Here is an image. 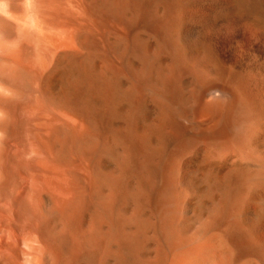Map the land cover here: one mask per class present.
<instances>
[{
    "label": "bare ground",
    "instance_id": "obj_1",
    "mask_svg": "<svg viewBox=\"0 0 264 264\" xmlns=\"http://www.w3.org/2000/svg\"><path fill=\"white\" fill-rule=\"evenodd\" d=\"M97 1H99V0H0V169L4 168V167L8 168L9 164H10V166H9V169H10V167H11L10 161H13L12 165H14L13 163L16 162L15 165H17V166L14 165L15 167L13 166L11 169H13V168L16 169V167H17L18 177L23 176L25 174L31 180H33L32 183H35V181H36L35 184L37 185V182H38L40 184V189L38 190V188H37V190H38V194L40 196H43L47 193H48V195L49 194L52 195V193H55L52 196H56V198L58 197L59 199H61V201L56 200V198L54 199L55 200V206H56V203L58 201H60V203L57 204L58 205L57 208H59V206H60L59 212H61L60 210H61L62 206H64L63 208H67L70 211L69 213H71V215H72L71 219H70V217H68V218L70 221L72 219L74 220V222H73L74 225H75V222H79V220L82 221V218H81L82 216L79 215L80 214L79 212H81V215H83L82 214L83 211H81L82 208L84 210L87 208V210H89V211H90V209H92L93 213L95 212L97 214L98 218L101 219L102 221H104L106 218L107 219L109 218L107 220V222L110 225H112V222L110 221L112 219H110V218H112L114 215L112 216L113 210L111 208H109V203H110L112 198H113V200L115 199L114 197L116 195L114 196L113 194H114V189L116 188L115 186L118 185V181H116V180L120 176L121 172H123V170L124 171L126 170V172H127V170L130 169L131 173H134L135 175H136V173H135V171H136L138 174L136 176L139 177V180L142 179L139 182L143 181L142 184H140L141 187L143 186V189L139 185H137L138 187H140L142 189V190L141 189H139V190L140 191L144 190L141 193L148 192V187H150L148 184L154 176L152 177V175H150L152 172H150L151 170H149L147 158L146 157H145L146 159L141 158L142 155L139 158H137L136 156L138 154V150H140V149H137L135 146L130 147L129 146L130 143H128V142H127L128 143L127 145L124 144L125 142L123 144H121L120 141L122 139L116 133H113L111 135L110 139L108 137L110 135V132H109L110 129L107 130V128H108L107 125L109 123L105 119V115H107V113L105 111L106 109L104 108L105 110H102V107H105L107 105L106 104L107 101H109L106 99V95L109 96L114 91H112L110 93V91L108 90L109 94L107 93L106 85H105L106 83L104 84V82H106V81H105V78L103 77L105 73H103V76H102L104 78V80L100 78V76H101V74H100L99 79H98L99 82L98 81L96 82L97 78L94 77V75L96 76L98 73L95 74V72H93L91 74V70H92L91 63L93 66V61H95L96 59H102L104 63L102 62V60H101V63L103 65L105 63H107V61H108L109 64H111V69H113L112 70L113 74H111V75L115 76L113 78H116V76L118 77L115 79V81L117 82V80L120 79V81H118V82L121 84L122 79H124L126 84H127L125 90L122 89L121 85H120V87L117 86L118 83H116V85H115V86H117L116 87L117 89H118V87L121 89V90L115 89L116 91H119V90L121 91L120 92V94L122 96L121 100L125 98V99H127V101L129 100L134 105L137 101L141 102L145 98V97L144 98L142 97L143 98L142 100L139 99L141 93L144 94L145 90H148V89H151V91H152V89L154 88L153 94L151 93L152 95L151 94H149V95H151V97H153L156 100L157 105L158 104L161 105V106L160 105H158V106H160V108H162L161 111H163V112H161V113H164L163 117H165V123L167 126V134L170 137H172L173 140L175 141L172 148H171V146L168 147L169 149L166 151V153L164 155V159L162 160V164H161V171L164 172L163 174L166 175V178H165L166 182L164 184L162 183V189L159 190V188H158L159 191L156 192L158 195H160V197L161 196L162 197L164 196L166 198L167 197H169V198L173 197L174 199H176L175 208L174 209L172 208L171 210H175L176 206L178 207V205H179L178 203L181 204V202L184 201L183 204H185V200L189 201L190 199H199L200 197L202 198V196H203V194L195 193L192 190L193 186L189 187L186 184L185 181H186L187 175H185L184 172L187 169L183 170L184 162L182 164V162L180 161L182 159V157L185 156L187 158L188 155H191L192 151L196 152L198 149V150H203L204 151L203 153L206 154V157L208 155H211V154H217V157L215 155V158L218 159V155H220V153H222L221 157L224 155L223 153H226L229 155V157H227V158L230 159V157H234V160H236V166L237 167L235 166L233 168L234 165L232 166L231 164H233L232 162L234 160L232 162L230 161L231 163L229 162V164L232 167H231V169L229 167H228L229 169L227 168L228 171L225 172V175L223 177L225 183L227 184L226 187H228V188H226V190L228 189L229 193L232 194V195L230 194V197H232L233 200L232 201L229 200V203L232 202L233 210L238 212V213H240L239 208L242 209L241 204H244V202H247V201L255 203L254 205H256L255 208L257 207V209H254L256 211L253 210V213L257 212V210H258L257 214H253L251 211V214L248 218L249 224L246 223L247 221L245 222V224L243 221H242L243 223H241V220L239 221V217L237 218L238 214H237V216H234L233 218L235 219V217H236L238 219L237 223L240 222V224L236 223V225H235V222L232 223L233 221H236L234 219L232 221L229 220L228 222L223 221L224 223L221 222L222 225L220 226V229H219L221 234L219 232L218 233L220 234V236L222 235L221 238L223 237L222 242L225 243L226 248H229L228 251L235 252V255H236L235 257H237V255H238L237 259L239 262L240 261L239 257H241V254H246L248 251H249V253L251 251H254L253 245L250 244V241L248 242L247 241L248 239L246 241L244 240V238L246 239V237H247L245 235H248L249 233H253L254 230L255 231L256 230L264 231V230H262V226L260 225L261 219L264 218V176H263L264 175V169H263L264 168V166H263L264 165V161H263L264 157L261 156V157H263L262 158L263 160H261L260 157H259L260 160L257 158L254 159V157H252V158L249 157L250 155L252 156V153L255 154L253 151L255 150L254 148L256 147L255 146L253 148L251 146L253 143H251V145H250V143H249L250 137L249 136L255 130L256 124H258V122H261V121L264 122V82L262 81L264 79V65L260 64L261 61H262L261 63H264V38H262L260 36L261 35L260 32H261L262 28L259 26L260 29H258L257 28L258 26L256 27L254 25V23L252 24L249 22L252 20L251 19L252 15H253V17H252L253 19L256 18L254 16H259L260 18H264V0H240V3L238 5L240 7H241V5H243V7L246 9V13L248 15V16L247 15L246 16L248 18H246V16H244V15L238 14V11H239V10H237L238 5L236 4L237 5V8H236V6H234L232 4L231 0H195V1L193 0V2H191V3H194L193 4L194 6L191 7L190 9L196 8L197 10L193 9L192 12L190 11L192 14L188 15V17L185 18V19H188V22H186V24L183 22L184 18H182V17H184V16L180 14V12H179L180 9L178 10V8L175 7L176 5L172 2L173 0H161V2L164 1L166 3V4L161 3L162 5L166 6V10H165L166 15H163V17H165L163 19H165V20H164V22H162L164 24H162L161 27L158 26L159 28L157 30V34H155L153 36V40H152L153 44H155V45H153V50H151L150 54L148 53V55H147L148 57H144L145 59L146 58L147 59L144 60V62H142L143 64H141V66L137 65V69L135 68L136 65L130 66L127 62H124L122 56H120L116 53H111L110 49H109L110 43H109V45L102 43V41H106L105 43L108 42L107 40H104V39L106 38L105 36L108 35L109 27H110V25H109V19L110 18L108 17V14H109L108 8L109 7L107 8V0H101V1H99V3ZM111 1H113V0H111ZM120 1H121L120 2L121 4L119 3V5L123 6L125 4V0H120ZM140 1H142V0H140ZM187 1L188 0H186V2ZM108 2H109V0H108ZM114 2H115V0L113 1L112 4L116 5L117 2H115V3ZM126 2H127V0H126ZM157 2H158V0H157ZM159 2L157 3L158 6L160 5ZM96 3L99 5H100V3H102V6L97 7ZM142 3L144 4L145 0ZM153 3L149 6L153 7ZM108 4H110V3H108ZM188 4H190V3L188 2ZM180 5H183V3L181 2ZM184 5H183V7H184L183 11L186 8V6H184ZM177 6H179V5L177 4ZM160 7H161V5H160ZM162 7H164V6H162ZM188 7H190V5H188ZM183 11H181V12H183ZM185 11H187V10L185 9ZM240 11H241V9H240ZM107 12H108V14H107ZM249 15H250V19H249ZM93 16H94V18H93ZM92 18L95 19L98 27L96 25H94V23L92 22V20H93ZM260 18H258V19H260ZM247 19H249L250 21H247ZM153 20H155V19H153ZM256 20H257V18H256ZM254 22L257 23L256 21H254ZM183 24H185V25H183ZM262 24H264V23H262ZM117 28L119 29L120 27H117ZM113 29H114V27H113ZM263 29H264V27H263ZM259 30H260V32H259ZM118 33L120 35V38L123 41H125V42L128 41V39L126 38L127 36H126V33L124 30H121ZM117 37H119V36H117ZM128 38H130V37H128ZM126 39H127V41H126ZM128 42H132V41L129 40ZM210 42H212V44L214 43L216 46L215 47H213L214 45L211 46L212 44L210 45ZM198 43H200L202 45L206 43V44H209L210 48L214 49V48L218 47L219 49L217 48V50L225 51L226 56L228 55V57H230V58H228L229 60L228 61L226 60L227 62H224L225 60L221 59V61L218 60L215 62L220 61L222 65L224 63H226V66L223 65L224 66L223 68L221 66L220 67L221 69H219V67L217 69L216 67L218 65L216 66L214 64H211L212 63V62L210 63L211 60L210 61L208 60L209 63H207L204 60V59L207 60L206 56L204 59H202V58H200L201 54H198V56H196L195 55L196 53L193 54L192 52H190V53L187 52V47H192L195 44H197L196 46H198L199 45ZM207 46L208 45L205 46L206 49H207ZM184 47L186 48L185 53L183 51ZM238 48L239 49L242 48L244 50L239 51ZM194 49H195V46H194ZM206 49H204V52L206 51ZM143 50L144 49H142L141 51H143ZM208 50H210V49H208ZM141 51L139 54H137V57H138V55L140 57L141 56L140 54H143V52L145 50L143 52H141ZM210 52H211V50H210ZM145 53H147V52H145ZM205 53H207V56L210 55V54L208 55L209 52H207V51ZM211 53L213 55V51ZM214 53H216V52H214ZM225 53H223V55ZM162 54H165V57L167 55L166 58L168 60L166 62L164 61L165 64L160 65L159 59H161V58H158V57H160ZM217 54H218V56L220 55L218 53V51H217ZM94 55L98 56V58L96 57V59L94 58L95 60L92 61V58L95 57ZM212 55H210V56H212ZM142 56H146V54H144ZM99 57H101V58H99ZM135 58H136V56H135ZM209 58L212 59V57H209ZM215 58L216 57H214V59ZM217 58H219V57H217ZM139 59L140 58H138L136 60H139ZM222 60H224V61H222ZM138 63H140V61H138ZM231 65H233V67H231ZM65 66L69 67V69L72 70V71L70 70L72 72L71 74H73L74 76H76L78 78V81H77V87L78 88L75 87V89L76 88L79 89L80 93L85 92L88 95H92V96H94V95L100 96L101 95L102 101H100V102H102L105 106H101V108H98L96 106V109L97 108L98 109L95 111L94 114L90 115V114H87L86 112H83V110H86V108L88 107L87 104L89 102L86 101L89 99V98L87 99L88 95L87 96H84L85 94L83 95L86 98V99L85 98H83V99H85L84 102L85 101L87 102L86 103L87 107L85 104H82L83 100H78V101H81L80 103H81V105H83L82 106L83 110H80L79 108H81V107H78L77 105H75L76 99L73 98V96L71 97V95H69L70 97H68V95H66L67 97H64V95L63 96H56L53 93H52L53 96L49 95L50 94V92L48 93V89H49L48 88V81H49V79L51 78V76L54 73H56L57 71H59L61 68L65 67ZM109 67H110V65H109ZM103 68H106V67H103ZM104 70L108 72V69H104ZM68 72H69V70H68ZM151 73L155 74L156 78L157 77L159 78V79H156L154 77L155 80H160L159 85H157V86L156 85H153V86L150 85L151 83H153V80L151 83L149 82L150 84L148 83V85H147V81H149L147 79ZM59 76H61V75H59ZM91 77L95 78L94 84L91 80L93 78H91ZM96 77H98V76H96ZM111 77L109 76L110 79H111ZM110 79H109V81H110ZM112 79H111V81H112ZM251 79H253V81L255 80L256 83L258 84V85H256L253 83L254 85H256L255 87H258L259 93L255 92V90H253L254 93H250V92H252L251 90L253 88L252 89L250 88V90H247L250 92H246V90H245L246 86L245 85L247 83L249 84ZM107 82H108V80H107ZM145 82H146V85H145ZM110 83L111 82H108V84H110ZM156 83L158 84L157 81H156ZM156 83H154V84H156ZM68 84H70V83H68ZM63 85H65V83H63ZM52 86H53V84H52ZM112 86H114V85H112ZM149 86L150 87L152 86L153 88H150ZM68 87H70V86H68ZM114 87L111 88V90L114 89ZM255 87H254V89H257ZM71 88L72 87H70V90H72ZM124 91H125V93H124ZM75 92H76V90H75ZM93 92L95 93L94 95L90 94ZM61 93L62 92H60V94ZM63 93H65V92H63ZM69 93H70V91H69ZM77 93L78 92H76V94ZM72 94H74V92ZM113 94L115 95V94H117V92L112 93V95ZM77 95H80V94H77ZM83 96H81V97H83ZM92 96H90V97H92ZM117 96H120V95H117ZM81 97L79 99H81ZM110 97L113 98V96H110ZM76 98H78V96H76ZM96 98L98 99V97H96ZM115 98H117V97H115ZM117 100H120V99L117 98ZM88 101H91V100H88ZM112 101H111V105H112ZM114 102H116V100ZM122 102H117V103H122ZM184 102L186 103V106H188V107L183 106ZM187 103H188V105H187ZM108 104H109L108 106L110 107L111 106L110 102H108ZM20 105L21 106L26 105V106H24L25 108H29V106H27V105H30V107L31 106L34 107L35 105L37 106V108L39 107V110L37 112L35 109L30 108L35 112H30V113L26 114L28 121L34 120V122H36L35 123L36 126L39 127L38 128L39 133L37 130H36L37 131L36 133L33 132V126H34L33 122L31 124L29 123L30 126L33 125L32 128H29V129H32L31 132L29 130V132H28L29 135H27V133L23 132V130H22L23 124H21V128L18 125L16 126L15 123H17V122L15 121V117L17 115H15V114H17V109L19 108ZM94 105H95V103H94ZM115 105H116V103H114L112 105V107L114 108ZM138 105L139 104H137L136 108H138ZM98 106H100V105H98ZM90 107H88V108L90 109ZM109 107H106V108H109ZM160 108H159V111H160ZM129 109H130V107H129ZM21 110H23V109H21ZM21 110H18V111H21ZM6 113L11 114L10 116H12V118L14 116V118H13L14 121L11 119V117L9 118V116ZM103 113H106V114L103 115ZM18 114H19V112H18ZM21 114H23V113H21ZM10 119H11V124H9ZM17 119L19 120L20 118L18 117ZM49 121L54 122L55 125H54V123H50ZM18 122L20 123L21 121H18ZM27 122H26V125L28 124ZM46 122L47 123L49 122L48 124H51V126L50 127L47 126ZM13 123H14V125H13ZM254 123H255V126H254ZM161 124L164 126V122L161 121L159 126ZM259 125H260V123H259ZM252 126H254V128ZM28 127H29V125H28ZM252 129H254V130L252 131ZM107 131L109 132L108 136H107V133H108ZM62 134L65 135V137H64L65 139L63 138L64 140H62L61 142H63V141H65V142L59 144L58 143L59 138H58L55 140V141H57L56 143H58V145L57 144L55 145L54 144L55 142H53V144L51 143L53 140V139L50 140L51 135H55L54 137L52 136V138H55V137L57 138L58 136H56V135L60 136ZM27 136L30 137L31 140L33 139L31 141V144H34L32 142H35L36 145H34V147H36V148L33 147L35 149V151L33 149L30 152L32 154L26 155L28 157L27 158L28 160H25L26 156H24L25 153L23 152L22 147H24L23 142L26 140ZM254 137L255 136H253L252 139H254ZM262 140L264 141V138ZM119 143L121 144V146ZM255 143H257V142H255ZM11 144L15 145L16 147L19 148L18 152L15 151L18 154V155L16 154L17 155V157L15 156L16 158L15 157L11 158L13 156V154L15 155V152H13L12 156L10 155V153H12V152H10V151H12V149H10V147H13V146H11ZM116 144H117V146H116ZM263 144H264V142L261 143V145H263ZM112 146H113V148H116L113 154H111L113 152ZM13 150H15V149H13ZM258 150L256 148L257 152L256 151L255 152L258 153ZM260 153H261V151L259 150L258 155ZM194 154H196V153H194ZM194 154H193V156H194ZM190 157H192V156H188L189 159H190ZM255 157H258V156H255ZM29 158H31V159L29 160ZM108 158H110V160ZM211 158H209V159L212 160ZM206 159H208V158H206ZM213 159H214V157H213ZM221 159H223V158H221ZM185 162H187V161H185ZM225 162H228V161H225ZM218 163L219 162L217 161L216 164H218ZM187 164H191V163L187 162ZM187 164H184V165L186 166ZM216 164H214V166ZM220 164H221V166H223L222 163H219L218 166H220ZM217 168H219V167H217ZM6 170L3 169V171H6ZM1 172H2V170H1ZM1 172H0V177H1ZM9 172L11 173V170H9ZM212 172H214V171H212ZM3 173H5V172H2V175H4ZM127 173H130V172H127ZM127 173H125V174H127ZM5 174H7V172ZM21 174H23V175H21ZM134 174L133 175L131 174V175L133 176V178H136V180H137V177H134ZM212 174H210V175H212ZM9 175H11V174H9ZM12 175H14L13 177L16 176L15 174H12ZM145 175H147V176H145ZM158 176H160V175L158 174ZM205 176H207V173L205 174ZM13 177H12V179H13ZM120 177H123V176H120ZM207 177L203 179V180L207 181V184H205V183L204 184L206 186H209L210 189L211 188L213 189V192H212V189H211L212 193L210 192V194H213L214 189H216L217 187L216 188L211 187V186H214L213 185L214 183L212 184V180H211L212 185L210 186V184H209L210 181L208 183ZM2 178L4 179L3 176H2ZM154 178H156V177H154ZM161 178H162L161 180H163V177H161ZM12 179L10 178V176H7L5 183L3 182L4 180L2 181L3 183L2 182L0 183V208L2 206H4V203H6L5 204L6 208L2 207L1 209H3V208L9 209V207H11L13 216L18 222V218H20V219L23 218L22 216L25 212V211L23 212V209L28 208L29 210L31 209L30 211H32V212H30V214L26 213L27 215L25 214V217H27V216L29 217V215L33 216L34 215L33 211H38V209H37V208H39L38 206L39 205L41 206V204L43 202H42V200H39V204H37L38 205L37 207L35 205L36 204L35 202L38 199H35V202L32 201L33 204H31V201H30L31 198H29V200H25V198H26L25 197L24 202H21L23 200V199L21 200V198H23V196H25L23 194L20 195L21 201L15 202L13 200V199H15V197L12 198V200H13L12 201L9 198V194H10L9 192L11 190L9 191L8 188H10L9 185H12V184L15 185L16 181L14 182V180H13L12 184L7 183ZM18 180H20V179H17V181ZM219 180H217V182ZM114 181H116L115 185H113ZM121 181H119V182L121 183ZM206 181H203V182H206ZM23 182H25V181H23ZM189 182H188V184H191ZM214 182H215V180H214ZM217 182H215V183H217ZM135 183H136V181H135ZM18 184H19V182H18ZM137 184H138V181H137ZM165 184H167V186H164ZM6 185H8V188L6 187ZM147 185H148V187H147ZM168 185H169V188H168ZM13 187L15 188V186H13ZM17 187H19V185ZM151 187H150V189H152ZM209 187H207V188H209ZM14 188H10V189H14ZM119 188H117V189H119ZM134 188H135V186H134ZM210 189H208V190H210ZM37 190H36V192H37ZM208 190L205 191V194H204L205 196H203L204 199H205V197H206V199L208 198V196H207L208 194L206 195V193H209V192H207ZM119 191H120V189H119ZM154 191H156V190H153V192ZM36 192H34V194ZM197 192H199V190ZM225 192H224V194H225ZM12 193H13V190H12ZM132 193L135 194V191H133ZM115 194H116V189H115ZM138 194L140 195V193H138ZM145 194H147V193H145ZM121 195H122V192L120 193V196ZM132 195L129 194V197L130 196L132 197ZM200 195H202V196H200ZM52 196H50L48 199L52 200V198H53ZM134 196H136V194ZM143 196H145V195H143ZM157 196H155V197H157ZM125 197H128V195ZM37 198H39V197H37ZM169 198L166 200H169ZM220 198H221V196H220ZM220 198H219V201H220ZM44 199L45 198L43 197V200ZM83 199H85L84 201H85L86 205L89 204V208L87 206H84L85 203H83ZM51 200H49V202ZM113 200L111 201L112 203H113ZM25 201H28V202L30 201V204L25 202ZM221 202H223V201H221ZM7 203H9L11 206L8 207ZM26 203L28 204V206L30 205L29 206L30 208L26 206ZM52 203H54V202H51V206H52ZM158 203H160V205ZM158 203H157L158 206L156 207L158 217H156V220H154L155 218L151 219V220H154L156 226L158 227V230L160 231V234L161 233L171 234L173 232V234H172L173 239L171 238L172 239L171 243H172L175 240L174 239L176 237L175 234H177L176 230H175V229H177L176 226L178 225V227H179V224H177L178 222H175L176 224L174 222L171 223L172 219L170 220L171 217H169V215H168L169 208L167 209L166 206L164 207L163 201H162V203H163L162 205H161V202H158ZM186 203H188V202H186ZM189 203H190V201H189ZM216 203L218 204V202H216ZM252 203H250V204L248 203V204L253 205ZM59 204H61V205H59ZM183 204L180 206L185 207V205H186V207H188V205H190V204H185V205H183ZM217 204H214V206L216 205L215 208H214V206L212 207V210H211L212 215L215 213L214 211H218V210H216L217 206H218ZM22 205H25L26 208ZM31 205H34V206H31ZM44 205H42V207ZM47 205H48V202H47ZM47 205H46V208H48L50 206V203H49V206H47ZM112 205H111V207L114 206V205L113 206ZM249 205H247V206H249ZM53 206H54V204H53ZM83 206L86 208H84ZM238 206H239V208H238ZM34 207L36 208L35 210H34ZM44 207H43V211H41L43 213V215H45L44 212L46 211V209L44 210ZM52 207L49 209V211L50 210L53 211ZM181 207H178V209L180 211L178 209H176V210L181 212V209L183 210V208H184V207L183 208H181ZM227 207H228V205H227ZM53 208H55V207H53ZM57 208H55L54 210H56ZM236 208L239 210L237 211ZM231 209H232V207H231ZM39 210H41V209L39 208ZM244 210L246 211V208ZM250 210H252L251 206H250ZM62 211H63L62 213H58V214H64L66 212V210H64V209H62ZM117 211L118 210H116V212ZM243 211H242V213H243ZM116 212L114 210L115 214H116ZM133 212H135V211H133ZM133 212H131V213L128 212L129 216L130 215L132 216L134 214ZM35 213L37 214V212H35ZM47 213H49V212H47ZM69 213H68V216H70ZM87 213H88V211H87ZM93 213L91 214L92 216L94 215ZM117 213L122 214V212H120V211ZM242 213L239 214V216L242 215ZM38 214H40L39 211H38ZM150 214L151 213H149V215ZM182 214H183V212L176 214V215L181 216ZM78 215L81 219H79V218L77 219ZM84 215H86V214H84ZM127 215H125V218H122L123 221L126 220L125 221L126 223L129 221V220H127V219H129V216H127ZM149 215H148V217H149ZM212 215H211V217H212ZM118 216H120V214ZM227 216H229V215H227ZM38 217H41V215ZM243 217H241V218H243ZM29 218L30 219H27V222L25 221L26 225L29 221H32L34 219L33 217H29ZM53 218H55V217H52V220H53ZM115 218H117V217H115ZM115 218L112 221H114ZM120 218L121 217H119L118 219H120ZM49 219H51V218L50 217H48L47 219L44 218L45 221L40 219V221H42V223L44 221L45 224L43 223L44 225H42V226H44L45 229L46 228L48 229V227H46L45 225L47 224L46 222L49 221ZM56 219H54V220H56ZM62 219H60V220L62 221V223L65 222V224L67 225V228H68V225L70 223V222L68 223L69 220L66 222V221H64L65 220L64 218H62ZM76 219L78 221H75ZM94 219L96 220L95 217H94ZM118 219L114 222H115V224L118 223L119 226L121 227L122 224H120V222H122V221L118 222ZM146 219H149V218H145L144 220L146 221ZM24 220H25V218H24ZM60 220L58 222H60ZM139 220L140 219H138V221L137 220L136 221L139 222L138 224L140 227V225H141L140 223L145 222V221H142L143 220L142 219V220H140L142 222H140ZM40 221L37 223L38 226H36V228H38V233H36V238L33 237V235H32V237L35 238V240L38 239L37 241H39L40 245L37 246L39 244V243H37L36 248H34V249L38 250V249H40V246L42 245L45 248L42 252V255L44 254V252L46 253V255H47V253L52 252V253H50L52 255L54 252L53 250H55V248H57V249H58V247H59V249L61 248L59 246V244H61V246H63V248H64L65 244L62 245L61 240L60 241L56 240L57 238L54 237L55 235L50 234V232H51L50 227H49V230L46 229L50 235L47 233L46 230L45 231L49 235V237L51 236V239L47 238L48 236L44 232V228H43V230H39V229H41L39 227H42L41 225L39 226V224H42V223H40ZM33 222H35V221H33ZM125 222H123V223L126 224ZM137 222H136V226H137ZM148 222L150 223V220ZM151 222H153V221H151ZM229 222H231L232 224ZM93 223H95V222L93 221ZM145 223H143L142 225L145 226L144 228L146 229V227H148L151 223L150 224L147 223V226L144 225ZM262 223H263V221H262ZM76 224L78 225L79 223H76ZM96 224H98V223H96ZM99 224L101 225V224H103V222H100ZM109 224L105 223L103 226H106ZM115 224H114V227H116ZM155 224L152 223L151 225H155ZM214 224H216V223H214ZM229 224H231V225H229ZM241 224H242V226H240ZM243 224L249 225V229L247 228L249 230V232H246V231H248L246 229V227L242 228L243 230L240 229L241 227H243ZM33 225H30L28 223V226H33ZM74 225L72 224L73 228L75 227ZM77 225H76V231H75V229H73L75 231V233L80 234L82 232V234H84L83 231H80L81 229L79 228V226L81 224L78 226V228H77ZM151 225H150V227H151ZM171 225H173L174 227H172ZM237 225L240 226V228H238ZM48 226H50V225H48ZM96 226H95V228H97ZM103 226L100 229L99 228L95 229V232H96V230L99 229V231H98L99 234H102L100 232V230L101 229L103 230V228H104ZM128 226H130V225L128 224ZM143 226L141 228H143ZM106 227H107V230H109V227L108 226H106ZM122 227H124V226H122ZM26 228L28 230H30L31 232H32V230H35V227L32 229V227L30 228V227L26 226ZM64 228L66 230L65 234H70L73 231V230H71L70 233H68L67 230L68 229L70 230V227L67 229L66 226L64 225ZM116 228H118V227H116ZM116 228H115V232L117 233L118 230ZM136 228L138 229V227H136ZM151 228H150V230H151ZM78 229H79V231L77 232ZM124 229L121 228L119 230H121V231L123 230L124 233H123V231H122V233L126 235L125 232H127L129 228L128 229L126 228L127 231H125ZM137 229H135V230L137 231ZM173 229H174V231H173ZM245 229H246V231H245ZM111 230H113V229H111ZM130 230H131L130 232H132L133 228H130ZM141 230H143V229H141ZM141 230L138 229L139 233L143 234L144 231L141 232ZM39 231L43 235L40 234ZM90 231H91V229L89 230V232ZM113 231H111L110 233L113 234L112 233ZM121 231H120V233H121ZM138 231H137V233H138ZM243 231L246 232V234H244L245 237L241 236L242 233H244ZM35 232H36V230L34 231V234H35ZM103 232H105L104 234H108V232L106 233L105 229L103 230ZM153 232L155 233V231H153ZM185 232H186L185 233L186 240L188 243L193 242L198 238H203L201 235H204V233L203 234H200V233L199 234H197V233L187 234L188 232L187 231H185ZM215 232H217V231H215ZM63 233H64V230H63ZM73 233H71V234H73ZM139 233H138V235L136 233H134V235H136V239L140 235ZM60 234H61V232H60ZM85 234H88V233L86 232ZM91 234H94V233H91ZM123 234H122V236H123ZM210 234L208 235L210 237L207 236V238L206 237L203 238L202 243L203 244L205 243V246H207V245H206V241H204V240L208 241V239L212 238ZM258 234L261 237L263 235L262 238L260 237L261 240L263 239L262 244H261V245H263V248H262V250H263L264 249V232L262 234H260V232H259ZM44 235H45V237H43ZM52 235H53L54 239H53ZM128 235L131 236L130 234H128ZM128 235L123 236V237L124 238L126 237L125 239L128 240L127 239ZM214 235H216V233ZM255 235L257 236V234H255ZM140 236H139V238H141ZM220 236H218L219 239H216V241L220 240ZM106 237H107V235H106ZM132 237L131 238L129 237L130 238L129 240L133 241V238H135V237H133V238ZM46 238H47V240H45ZM101 238L102 237L100 236V239ZM251 238H252V236H251ZM178 239H179V237L177 238V240ZM255 239H257V237L255 238V236H254L253 240H255ZM35 240L33 241V243L32 242L29 243V245L32 244L31 246H35L34 242H37ZM49 240H51V241L56 240V242L58 241L61 243H59L57 245V243L54 241L55 245L51 246V243ZM66 240L70 241V239H68V237ZM139 240H135V243L138 244L140 242ZM249 240H251V239L249 238ZM62 241L64 242V239H62ZM71 241L70 242H71V246H72L73 240L71 239ZM179 241L180 240H178L177 243H181V242L182 243H181V245L177 244V248H178V246L180 247L183 244H186V243H183L184 239L183 240L181 239V242H179ZM70 242H69V245L67 242V245H68L67 247L70 246ZM213 242H215V239H214V241L212 240V244L214 245ZM220 242H221V240L219 241V243ZM253 242L251 241V243H253ZM200 243L201 242H199V245H200ZM25 244H27V243H25ZM23 245H24V243H23ZM56 245H57V247H56ZM174 245H176V244H174ZM199 245H196V247L198 248ZM215 245L217 246V244H215ZM215 245H214V247H215ZM218 245H219V248L225 247V246H220V244H218ZM71 246L69 247V250L72 249L71 252H74L75 250ZM190 246H191V244H190ZM208 246L210 247L211 245H208ZM26 247H25V249H27L26 250V253H28L27 255L30 254L31 256L28 258V260L25 257V259H26L25 263H26V261H28L29 262L28 264H32V263L34 264L36 261L38 264H40L38 262L39 260L37 258H42V257H40V256H42L40 254L41 252H36V253L33 252V250H34L33 247L28 246V244L26 245ZM43 247L41 248V250L43 249ZM67 247H65L66 249H64L65 252H66V250H68ZM191 247H193V249H194L195 245L194 246L192 245ZM191 247L189 249H188V247H186V249H188L190 251V252H187V256H186V253H179V255H178L177 252L183 251V250H185V252H186L188 250L183 249V250L177 251L176 246H175V249L173 251L175 252V250H176V254L173 253L174 258L171 259V261L174 260L175 258L177 260H182L183 257H185V258L188 257L187 260L189 261V259L192 258V256L190 257V254L192 253V255H194L193 252H191V251H193L191 249ZM199 247H202V246L200 245ZM169 248H172V247H169ZM169 248H168V250H169ZM197 248H196V251H198ZM219 248H216V250H218ZM166 249H167V247H166ZM61 250H63V249H61ZM69 250L67 252L68 255H66V253H64V251L61 252L60 256L65 255V257H60L59 254L57 255V252L59 250L55 251L56 254L55 255L53 254V255L54 256L57 255L58 259H56L57 257L55 258L52 255V257H53L52 259L54 261L56 260L54 263L59 264V262H62L63 264H65V263L71 264L72 262H70V263L68 262V261H71V260H69V257L71 256L70 254H72L69 252ZM214 250L212 249L209 252L208 247H207V251L209 253H211V255H213L212 252H214ZM216 250H215V253H216ZM31 251H32V253H35L34 255H36L38 253L36 258L34 256H32L31 253H29ZM170 251H171V249L168 251L169 252L168 255L172 254V253L170 254ZM218 252L217 253L219 255L217 253H216V255H218V257H219L220 253L222 251L221 252L218 251ZM230 252H229V254H230ZM26 253H23L24 255H22V256H25ZM154 253H155V256L154 255L153 256L156 257V259L153 258L154 262H155V260H157V262H158V260H160V259H157V258H159V255H161V253L160 252H157L158 254L156 252H154ZM194 253H195V250H194ZM200 253H201L200 256L203 257L204 253L202 254V251H200ZM184 254H185V256H184ZM195 254L196 255H194V256L199 255V253L197 255V252ZM205 254L207 255L208 253H205ZM229 254L226 255L223 253L224 257H222V258H223L224 262H222V263L223 264H239V263H237V261H235V263H234L233 259H231L232 256L230 257ZM74 255H76V254H74ZM165 255H167V252H166V254L164 252L163 256H165ZM176 255H178V256L176 257ZM206 255L204 256L205 258L204 257L201 258V260L203 259L202 261L207 260L210 254L208 256H206ZM48 256L51 257L48 254L46 256V258H48ZM66 256L67 257L69 256L67 259L68 263L65 261V259L67 258ZM163 256L162 257L160 256V258L163 259ZM179 256L182 259H180ZM74 257L71 259L73 260V262H77L75 260L76 257L75 258ZM178 257H179V259H178ZM206 257H207V259H206ZM210 257H209V259H210ZM214 257L216 259L215 255H214ZM31 258H32V260H34L33 258H35V260L33 262H31L32 261V260H30ZM43 258H45V257H43ZM63 258H64V260L60 261V259L62 260ZM165 258H167V257L165 256L164 259ZM196 258L197 257L193 258V261L194 260L196 261L199 259L198 261H196L197 264H199L201 262L200 257L198 256V259H196ZM258 258H259V262L261 264H264V258H262L261 256ZM153 259H152V262H153ZM162 259L160 261H162ZM215 259H214V261H215ZM218 259H220V258H218ZM218 259H216V260H218ZM40 260L42 262V259H40ZM48 260H51V258L50 259L48 258ZM241 260H242V257H241ZM165 261H163V262H165ZM185 261H186V259H185ZM212 261H213V258L210 262H212ZM181 262H177L176 264H180ZM196 262H193V263L196 264ZM170 263H172V262H170ZM189 263H190V261H189ZM218 263L220 264L221 262L218 260ZM41 264H43V263H41ZM44 264H45V262H44ZM157 264H159V262ZM182 264H183V262H182ZM247 264H249V263H247Z\"/></svg>",
    "mask_w": 264,
    "mask_h": 264
},
{
    "label": "rangeland",
    "instance_id": "obj_2",
    "mask_svg": "<svg viewBox=\"0 0 264 264\" xmlns=\"http://www.w3.org/2000/svg\"><path fill=\"white\" fill-rule=\"evenodd\" d=\"M99 1H101V0H99ZM99 1H97L98 3H99ZM114 1V0H113ZM113 1H111V0H109V2H108V0H107V8H108V12H109V14H108V12H107V14H108V17L110 18L109 19V25H110V27H109V33H108V35H106L105 37V39L104 40H107L108 42L107 43H105L106 41H102V43H104V44H108L109 45V43H110V46H109V49H110V52L111 53H116V54H118V55H120V56H122V58H123V61L124 62H127L130 66H135V68L137 69V65L138 66H141V64H143L142 62H144V60H146L144 57H148L147 55H148V53L150 54L151 53V50H153V45H155V44H153V42H152V40H153V36L155 35V34H157V30H158V28L159 27H161V25L162 24H164V23H162V22H164V20L165 19H163V18H165V17H163V15H166V6L165 5H162L161 3H165L164 1H162L161 2V0H158V2H159V4L161 5V7H160V5L158 6L157 5V0L155 1H153V0H145V3L143 4L142 2L144 1V0H142V1H138V0H127V2H126V0H125V4L122 6V5H119V3L121 2L120 0L118 1V0H115V2H117L116 3V5H114V4H112L113 3ZM150 1V2H149ZM183 3V5L184 6H186V10L187 11H185V9H184V11H183V5H180L181 4V2ZM195 1V0H194ZM232 1V4L234 5V6H236V8H237V5L240 3V0L238 1V0H231ZM114 2V3H115ZM134 2V3H133ZM153 3V7H151V6H149V5H151L152 3ZM175 5V7H177L178 8V10H179V12H180V14L181 15H183L184 17H182V18H184L183 19V22L186 24V22H188V19H185V18H187L188 17V15H190V14H192L191 12H192V10L194 9V10H197L196 8H192V9H190L191 7H193L194 5V3H191V2H193V0H188L187 2H186V0L184 1V0H173L172 1ZM179 5V6H177V4ZM185 2V3H184ZM188 2L190 3V4H188ZM236 2V3H235ZM108 3H110V4H108ZM140 3V4H139ZM151 3V4H150ZM121 4V3H120ZM127 4V5H126ZM166 4V3H165ZM237 4V5H236ZM109 5V6H108ZM126 5V6H125ZM145 5V6H144ZM188 5H190V7H188ZM96 6L98 7V6H102V3H100V5L99 4H97L96 3ZM104 6V5H103ZM136 6V7H135ZM162 6H164V7H162ZM181 7V8H180ZM142 8V9H141ZM155 9V10H154ZM240 9H241V11H240ZM140 10V11H139ZM237 10H239L238 11V14H241V15H244V16H246L247 15V13H246V9L243 7V5H241V7L238 5V9ZM236 10V11H237ZM245 12H244V11ZM181 11H183V12H181ZM191 11V12H190ZM119 12V13H118ZM158 12V13H157ZM154 13V14H153ZM243 13V14H242ZM246 13V14H245ZM156 15V16H155ZM162 15V16H161ZM240 15V16H241ZM248 16V15H247ZM246 16V18H248ZM140 17V18H139ZM252 17H253V15H252ZM251 17V19L253 20H249L250 19V15H249V19H247V21H250L249 23H254V25L258 28V29H260V27L262 28V30H261V32H260V30H259V32H260V36L262 37V38H264L263 36H264V29H263V27H264V24H262V23H264V18H260L259 16H254V17H256L257 18V20H256V18L255 19H253ZM93 18H94V16H93ZM92 18V19H93ZM258 18H260V19H258ZM153 19H155V20H153ZM157 19V20H156ZM263 20V21H262ZM254 21H256L257 23H255ZM92 22L94 23V25H96L97 27H98V25H97V23H96V21H95V19H93L92 20ZM158 22V23H157ZM182 22V23H183ZM113 23V24H112ZM185 24H183V25H185ZM258 24V25H257ZM263 25V26H262ZM159 26V27H158ZM260 26V27H259ZM95 27V26H94ZM113 27H114V29H113ZM117 27H120L119 29L117 28ZM121 30H124L125 31V33H126V38L128 39V41L129 40H131L132 42H128L127 41V39H126V41L128 42H125V41H123L121 38H120V35H119V33L118 32H120ZM155 30V31H154ZM115 31V32H114ZM117 31V32H116ZM118 33V34H117ZM150 33V34H149ZM149 34V35H148ZM117 36H119V37H117ZM128 37H130V38H128ZM114 39V40H113ZM199 45V47L202 45V44H200V43H198ZM206 44V43H205ZM205 44H203L200 48L198 47V46H196L197 44H195V45H193L192 47H187V52L188 53H190V52H192L193 54H195L196 56H198V54H201L200 55V58H202V59H204L205 58V56H206V58H207V60L206 59H204L207 63H209L208 62V60L210 61V63L211 64H214V65H218L216 68L218 69V67H219V69H221L220 67L222 66V68L224 67V66H226V63H224L223 65L221 64V59H224V60H222V61H224V62H227L229 59L228 58H230V57H228V55L226 56V53H225V51H219V50H217V48H210V46H209V44H206V45H208L207 46V49H206V45ZM212 44V42H210V45ZM128 45V46H127ZM205 45V46H204ZM214 45V46H213ZM122 46V47H121ZM194 46H195V49H194ZM211 46H213V47H215L216 45L213 43ZM150 47V48H149ZM205 47V48H204ZM127 48V49H126ZM144 49L143 51H141L142 49ZM95 49V48H94ZM204 49H206V51L207 52H209L208 53V55L210 54V55H212V51H213V55L212 56H207V53H205L204 52ZM208 49H210L211 50V52H210V50H208ZM216 49V50H215ZM219 49V48H218ZM135 50V51H134ZM189 50V51H188ZM195 50V51H194ZM238 50L240 51V50H244V49H242V48H238ZM131 51V52H130ZM140 51L141 52H143V54H140L141 56L139 57V55H138V57H137V54H139L140 53ZM150 51V52H149ZM183 51H184V53L186 52V48L184 47V49H183ZM217 51H218V53L220 54L219 56H218V54H217ZM145 52H147V53H145ZM214 52H216V53H214ZM222 54H221V53ZM223 53H225L224 55H223ZM115 54V55H116ZM136 54V55H135ZM144 54H146V56H142V55H144ZM217 54V55H216ZM95 57H93L92 58V61L93 60H95L96 59V57L98 58V56H96V55H94ZM135 56H136V58H135ZM142 57V58H141ZM166 57H167V55H166ZM165 57V54H162L160 57H158V58H161V59H159V63H160V65H162V64H165V62L168 60L167 58ZM209 57H212V59L211 58H209ZM214 57H216L215 59H214ZM217 57H219V58H217ZM225 57V58H224ZM95 58V59H94ZM99 58H101V57H99ZM138 58H140L139 60H136V59H138ZM143 59V60H142ZM101 60L102 59H96L95 61H93V66H92V63H91V68H92V70H91V74L93 73V72H95V74L96 73H98L96 76H98V77H96L95 75H94V77L95 78H97L96 79V82L98 81L99 82V76H100V74H101V76H100V78L101 79H103L104 80V78H105V81L106 82H104V84L106 85V90H107V93H108V90L110 91V93L112 92V91H114V92H112V93H116L117 92V94H113L112 95V93L108 96V95H106V99L107 100H109V101H107V105L105 106L102 102H100V101H102V96L100 95V96H98V95H94L95 93L93 92V93H90V94H93L94 96H92V95H88L87 93H85V92H82V93H80V90L79 89H77L78 87H77V81H78V78L76 77V76H74L73 74H71L72 72V70L71 69H69V67H63V68H61L59 71H57L56 73H54L52 76H51V78L49 79V81H48V93L50 92V94L49 95H51V96H53L52 95V93L53 94H55L56 96H63L64 95V97H67L66 95H68V97H70L69 95H71V97L73 96V98H75L74 100H75V105H77L78 107H81V108H79L80 110H83L82 108V106L83 105H81V101H78V100H83L82 101V104H85L86 105V103L87 102H89L87 105H88V107H90V109L87 107V105H86V110H83V112H86L87 114H90V115H92V114H94L95 113V111L98 109V108H101V106H105V107H102V110H105L106 111V113H107V115H105L106 113H103V115H105V119H106V121L109 123L108 125H107V130H109V132H110V135H109V132L107 133V136L109 137V139L111 138V135L113 134V133H116L119 137H121V144H123L124 142V144H128V143H130L129 144V146L131 147H133V146H135L137 149H140V150H138V154H137V158H139L141 155H142V157L141 158H147V162H148V166H149V170H151L150 172H152L150 175H152V177L154 176V177H156V178H152L151 176V181L149 182V186L152 188V189H150V187H148V185H147V187H148V192H144V193H141V192H143V191H140L139 189H143V186L141 187L140 186V184H142V182H139V181H141L142 179H140L139 180V177L138 176H136V175H138L137 174V172L135 171V173H136V175L134 174V173H131V170L129 169V170H127V172H130V173H127L126 172V170L124 171L123 170V172H121V174H120V176H123V177H118V179L116 180V181H118V185L117 186H115L116 188V194H115V189H114V200H113V198L111 199V201L113 200V203L110 201V203H109V208H111L110 210L112 211V218H110V219H114L115 217H117V218H115V220L114 221H116L119 217H121L120 219H118V222L119 221H122V222H120V224H122L121 225V227L119 226V224L117 223V224H115V222L114 221H112V220H110L111 222H112V225H110L108 222H107V220L109 219H105L104 221H102L101 219H99L98 218V216H97V214L94 212L93 213V210L92 209H90V211L89 210H87V208L86 207H84V206H87L88 208H89V204H87L86 205V203H85V199H83V203H85L84 204V208H86L85 210L82 208L81 209V211H83V215H81V212H79L80 214V216H82L81 218H82V221H80L79 220V222H75V225H74V220L72 219L71 221L69 220V218L68 217H70V219L72 218V215H71V213H69L70 211L67 209V208H63L64 206H62V208H61V212H59V208H60V206H59V208H57V204L58 203H60V201H61V199H59L58 197V199L56 198V196H52V195H54L55 193H52V195H48V193L47 194H45V195H43V196H40L39 194H38V190L40 189V184L37 182V185L35 184L36 183V181H35V183H32L33 182V180H31L27 175H23V174H21V175H23V176H19L18 177V169H17V167H16V169L15 168H13V169H11L15 164H16V162L15 163H13L14 165H12V162L13 161H10L11 162V167H10V169H9V166H10V164H9V166H8V168H6V167H4V168H1L0 169V172H1V170H2V172H7V174H5V173H3L4 175H2V172H1V177H0V183L3 181L4 183H5V180H6V177L7 176H10V178L12 179V177L14 176V175H12V174H15L16 176L15 177H13V179L12 180H10L9 182H7L8 184H12L13 183V180H14V182H15V185H9L10 186V188H14L13 186H15V188L19 185V187H17L15 190L14 189H10V188H8V185H6V187L9 189V198L12 200V198L13 197H15V199H13L15 202H18V201H21L22 199V201L21 202H24V198H25V200H29V198H31L30 199V201H31V204H33L32 203V201H34L35 202V199H38L35 203V205H36V207L38 206L37 204H39V200H42V202L45 204H41V206L39 205L38 207L41 209V210H39V208H37L38 209V211H39V213L40 214H38V211H33V213H34V215L33 216H30L29 215V217H33L31 220L32 221H29L28 223L30 224V225H33L34 227H35V230H36V232H35V234H34V231L35 230H32L34 227L33 226H28V223H27V225H26V222H27V219H30L28 216V218L27 217H25V214L27 213V214H30V212H32V211H30L28 208H26V206L27 207H29L28 206V204L27 203H29L30 204V201L28 202V201H25V202H27L26 203V206L25 205H22V206H24L26 209H23V212H24V214H23V218H18V222H17V220L14 218V216H13V213H12V208L11 207H9V206H11L9 203H7L8 204V207H9V209L7 208V209H5L6 208V203H4V206H2V207H5V208H3V209H1L0 208V264H28L29 262L28 261H26V263H25V260L27 259L28 260V258L31 256L30 254L29 255H27L28 253H26V250L27 249H25V247H26V245L28 244V246H30V247H33V249L34 248H36V244L37 243H39V241H37V240H35V238H36V233H38V228H36V226H38V222L40 221V219L41 220H44V218H48V217H50L51 219H49V221H47L46 223V227H48V229L47 230H49V227H50V234H53V235H55L54 237L55 238H57L56 240H58V241H60L61 240V242H62V245H64V248H63V246H61V244H59V243H61V242H56V240H49L50 241V243H51V246L53 245H55L54 243L56 242L57 243V245L59 244V246L61 247L60 249H59V247H58V249L57 248H55V250H53L54 252H53V254L55 255L56 253H55V251H58L57 252V255L59 254V256H60V254H61V252L62 251H64V249H66L65 247H67L68 245H69V242L71 241V239L73 240V245L71 246V242H70V246L72 247V248H74V252H71L72 251V249L71 250H69V247H67V249L69 250V252L70 253H74V254H76V255H72V254H70L69 256L71 257V258H75V260L77 261V262H73V260L69 257V260H71V261H68L69 263L70 262H72L71 264H157L158 262H159V264L161 263H163V264H176L177 262H181L185 257H183V259L180 257V259H182V260H177L176 258V260L174 259V260H172L171 261V259H173L174 257V254L173 253H175L176 254V250H175V252L173 251L174 249H175V246H176V249H177V251L178 250H183V249H186V247H188V249L193 245H195V248L193 249V247H191V249L193 250V251H191V252H193V254L194 255H196L195 253L197 252V255H198V253H199V257H200V260H201V258H203L206 254L205 253H208L206 256H208L209 254V257L211 256H213L212 258H213V261L212 262H210L211 260H212V258L210 257V259H209V257H208V259H207V257H206V259L207 260H205V261H202L201 260V262L199 263V264H217L218 263V260L221 262L220 264H223L222 262H224V260H223V258L222 257H224L223 256V253L224 254H229V252L230 251H228L229 250V248H226V246H225V243H223L222 242V238H221V236H220V231H219V229H220V226L222 225L221 224V222L222 223H224V222H228L229 220L230 221H232L234 218V216H237V214H238V216H237V218L239 217V221L241 220V223H243L244 222V224H245V222L246 223H248L249 224V216H250V214H251V211H252V213H253V210L254 209H257V207L255 208V206L256 205H254L255 203L253 202H250V201H247V202H244V204H241V207H242V209L241 208H239V206H238V208L240 209V213H238V212H236V211H234L233 210V204H232V202H230L229 203V200L230 201H232L233 199H232V197H230V194L231 193H229V190L227 189L226 190V188H228V187H226L227 186V184L225 183V181H224V175H225V172H227L228 171V169L230 168L231 169V167L233 166V168L236 166V160H234V157H230V159L229 158H227V157H229V155L228 154H226V153H223L224 155V157L222 156L221 157V155H222V153H220V155H218V159L220 160H218V159H216L215 158V155H216V157H217V154H211V155H208L207 157H206V154H204L203 152V150H198L197 148V151L196 152H194V151H192L191 152V155H188V156H192V157H190V159L188 158V156H187V158L184 156V157H182V159L180 160L181 162H182V164H183V162H184V164H187V162L188 163H191V164H187L186 166L183 164V170H185V169H187V170H185V175H187V177H186V184L190 187H192V190L195 192V193H199V194H203V196H205L204 194H205V191L206 190H208V189H210V187L209 186H206L205 184H207V181L206 180H203L204 178H206L207 176V179H208V183H209V181H210V186L213 184L214 186H211V187H217L216 189H214V193L213 194H210V192H211V189L210 190H208L207 192H209V193H206V195L208 196V198L206 199V197H205V199L203 198V196L202 195H200V196H202V198L200 199H190L189 201H190V203H189V201L187 200H185V204H190V205H188V207H186V205L185 204H183L184 203V201L183 202H181V204L180 203H178L177 205H178V207H181L180 205H185V207L184 206H182L181 208H183V210L181 209V212H179L180 210L178 209V207L176 206V209H178V210H171L172 208L174 209L175 208V202H176V199H174L173 197H160V195H158L156 192L157 191H159L160 189H162V183L164 184L166 181H165V178H166V175L165 174H163L164 172H162L161 171V164H162V160L164 159V155H165V153H166V151L169 149L168 147L169 146H171V148L173 147V145H174V143H175V141L173 140V138L172 137H170L168 134H167V126H166V123H165V117H163L164 116V113H161V112H163V111H161L162 110V108H160V104H158V105H160V106H158L157 105V103H156V100L153 98V97H151V95L153 94V85H159L160 84V80H155V74H150L149 76H148V79L147 80H149V81H147V85H148V83L150 82H152V80H153V83H149L150 85H152L150 88H153L152 89V91H151V89H148V90H145V93L143 94V93H141L140 94V97H139V99L140 100H142L144 97V101L142 102H139V101H137L136 103L137 104H139L138 105V108H136V106H137V104L135 103L134 105L128 100L127 101V99H122L121 100V98H122V96H121V94H120V85H121V87H122V89L123 90H125V88H126V86H127V84H126V82H125V80L124 79H122V81H121V84L118 82V81H120V79L119 80H117V82L115 81V79L116 78H118L117 76H116V78H113V77H115L114 75H111V74H113V72H112V70L113 69H111V64H109V62L107 61V63H105L104 65L101 63ZM218 60H220L219 62H215V61H218ZM227 60V61H226ZM138 61H140V63H138ZM165 61V62H164ZM102 62H103V60H102ZM106 62V61H105ZM215 62V63H214ZM232 62V61H231ZM262 62V61H261ZM260 62V64H262V65H264V63H261ZM104 63V62H103ZM221 65H220V64ZM233 64V63H232ZM103 65V66H102ZM107 65V66H106ZM109 65H110V67H109ZM103 67H106V68H103ZM108 67V68H107ZM231 67H233V65H231ZM104 69H108V72L107 71H105ZM68 70H69V72H68ZM71 70V71H70ZM104 70V71H103ZM236 70V69H235ZM136 71V70H135ZM103 73H105L104 74V76H103ZM107 73V74H106ZM115 74V73H114ZM59 75H61V76H59ZM107 75V76H106ZM92 76V75H91ZM104 78H103V77ZM106 76V77H105ZM109 76L111 77V79H112V81H111V79L109 78ZM65 77V78H64ZM155 77V78H154ZM64 78V79H63ZM91 78H93V77H91ZM95 78H93V79H91L92 80V82H93V84H94V82H95ZM150 78V79H149ZM68 79V80H67ZM100 79V80H101ZM109 79H110V81H109ZM156 79H159L158 77L156 78ZM107 80H108V82H111L110 84H108V82H107ZM151 80V81H150ZM75 81V82H74ZM115 81V82H114ZM146 81V80H145ZM156 81L158 82V84L156 83ZM255 81V80H254ZM253 81V79H251L250 80V83L248 84H246L245 86H246V92H250V91H247V90H250V88L252 89L251 91L252 92H250V93H254V91L253 90H255V92H258V87H255L256 85H258L257 83H256V81L254 82ZM263 82H264V79L262 80ZM63 83H65V85H63ZM67 83V84H66ZM68 83H70V84H68ZM116 83H118L117 84V86H119L118 87V89H120L119 91H116V90H118L116 87L117 86H115L116 85ZM154 83H156V84H154ZM256 84V85H254V84ZM52 84H53V86H52ZM75 85V86H74ZM112 85H114V86H112ZM145 85H146V82H145ZM64 86V87H63ZM68 86H70V87H72L71 89L72 90H70V87H68ZM94 86V85H93ZM108 86V87H107ZM51 87V88H50ZM75 87H77L76 89H75ZM114 87V89H112L111 90V88H113ZM147 87V86H146ZM254 87L255 88H257V89H254ZM66 89V90H65ZM116 89V90H115ZM146 89V88H145ZM75 90H76V92H78L77 94H80V95H77L76 94V92H75ZM79 90V91H78ZM151 92H150V91ZM257 90V91H256ZM69 91H70V93H69ZM116 91V92H115ZM155 91V90H154ZM60 92H62L61 94H60ZM63 92H65V93H63ZM74 92V94H72ZM150 92V93H149ZM69 93V94H68ZM124 93H125V91H124ZM152 93V94H151ZM259 93V92H258ZM85 94V95H84ZM109 94V93H108ZM149 94H151V95H149ZM54 95V96H55ZM87 96V99L88 100H91V101H88V100H86L85 102H84V100L86 99L84 96ZM117 95H120V96H117ZM76 96H78V98H76ZM81 96H83V97H81ZM90 96H92V97H90ZM110 96H113V98L112 97H110ZM81 97V99H79ZM94 97V98H93ZM96 97H98V99L96 98ZM110 97V98H109ZM115 97H117V98H119L120 100H117V98H115ZM125 97V96H124ZM143 97V98H142ZM83 98H85V99H83ZM91 98V99H90ZM93 98V99H92ZM96 98V99H95ZM115 98V99H114ZM113 101H112V100ZM94 100V101H93ZM112 101V105L114 104V103H116V107L114 106V108L112 107V105H111V101ZM116 100V102H114ZM123 101V102H122ZM84 102V103H83ZM95 103V105H94V103ZM100 102V103H99ZM108 102H110V107L108 106L109 104H108ZM117 102H122V103H117ZM80 105H79V104ZM92 103V104H91ZM99 103V104H98ZM103 105H102V104ZM100 105V106H98V105ZM182 104V103H181ZM185 104V105H184ZM184 104H183V106H185V107H188V106H186V103L184 102ZM84 105V106H85ZM93 105V106H92ZM187 105H188V103H187ZM24 106H26V105H20L19 106V108L17 109V114H15V115H17L20 119L18 120L17 118V116L15 117V121L17 122V123H15L16 124V126L18 125L20 128H21V124H23L22 125V130H23V132L24 133H27V135H29V130H30V132L32 131V129H29V128H32V126H33V132H37L39 129V127H37L36 126V122H34V120H29L28 121V119H27V117H26V114H28V113H30V112H35V111H33L32 109H35L36 110V112L39 110V107L37 108V106L35 105L34 107L33 106H31L30 107V105H27V106H29V108H25ZM96 106L98 107L97 109H96ZM21 107V108H20ZM106 107H109V108H106ZM129 107H130V109H129ZM184 107V108H185ZM30 108H32V109H30ZM105 108V109H104ZM159 108H160V111H159ZM21 109H23V110H21ZM29 109V110H28ZM18 110H21V111H18ZM113 110V111H112ZM93 111V112H92ZM104 111V112H105ZM109 111V112H108ZM18 112H19V114H18ZM25 112V113H24ZM21 113H23V114H21ZM132 113V114H131ZM8 116H9V118L11 117V119L14 121V116H13V118H12V116H10L11 114H9V113H6ZM163 114V115H162ZM21 116V117H20ZM107 116V117H106ZM22 118V119H21ZM26 118V119H25ZM11 119L9 120V124H11ZM164 119V120H163ZM28 122H27V121ZM111 120V121H110ZM12 121V122H13ZM18 121H21L20 123L18 122ZM161 121L162 122H164V126L161 124L160 126H159V124L161 123ZM26 122L28 123L27 125H26ZM34 123L33 125H31L30 126V124L31 123ZM50 123H54V122H51V121H49ZM48 122V123H49ZM262 122V123H261ZM261 122H258V124H256V128H255V130L254 129H252V134H250V138H249V143H250V145H251V143H253L251 146L254 148L255 146V150L253 151L255 154H253L252 153V156L250 155H248L250 158H252V157H254V159H259V157H260V159L261 160H263L262 158L264 157V144L263 145H261V143H263L264 141L262 140L264 137V122L263 121H261ZM30 123V124H29ZM47 122H46V124H47V126H51V124H48ZM113 123V124H112ZM257 123V122H256ZM259 123H260V125H259ZM111 124V125H110ZM262 124V125H261ZM13 125H14V123H13ZM28 125H29V127H28ZM54 125H55V123H54ZM166 126V127H165ZM254 126H255V123H254ZM254 126H252L253 128H254ZM263 126V127H262ZM165 127V128H164ZM262 127V128H261ZM28 130V131H27ZM37 130V131H36ZM258 130V131H257ZM260 130V131H259ZM27 131V132H26ZM166 131V132H165ZM38 133H39V131H38ZM122 133V134H121ZM134 135V136H133ZM258 135V136H257ZM52 136L54 137L55 135H51V137H50V140H52V144H53V142H55L54 144L56 145H58V143L59 144H61V143H63V142H65V141H63V142H61L62 140H64L65 138V135L64 134H62V135H56V136H58L57 138L55 137V138H52ZM253 136H255L254 137V139H252L253 138ZM141 137V138H140ZM258 137V138H257ZM59 138V139H58ZM64 138V139H63ZM143 138V139H142ZM56 139H58V143H56L57 141H55ZM25 140V139H24ZM33 140V139H32ZM31 138L30 137H28L27 136V138H26V140L23 142V145H24V147H22V150H23V152L25 153V155L24 156H26V155H30V154H32V153H30L34 148H36V147H34V145H36L35 144V142H32V143H34V144H31ZM127 140V141H126ZM257 140V141H256ZM253 141V142H252ZM128 142V143H127ZM255 142H257V143H255ZM261 142V143H260ZM11 143V142H10ZM132 143V144H131ZM173 143V144H172ZM13 144V143H12ZM11 144V146H13V147H10V149H12V151H10V152H12V153H10V155L12 156V154H13V152H15V151H17L18 152V150H19V148L18 147H16L15 145H12ZM120 144V143H119ZM121 144H120V146H121ZM166 144V145H165ZM169 144V145H168ZM172 144V145H171ZM255 144V145H254ZM168 145V146H167ZM116 146H117V144H116ZM16 147V148H15ZM34 147V148H33ZM112 148H113V146H112ZM170 148V149H171ZM256 148H257V150L259 149L260 151H261V153L258 155V153H259V150H258V153H256L257 151H256ZM13 149H15V150H13ZM31 149V150H30ZM115 149L116 148H113V152L111 153V154H113L114 153V151H115ZM150 150V151H149ZM34 151H35V149H34ZM33 151V152H34ZM256 151V152H255ZM17 152H15V155L13 154V156L11 157V158H14L15 156L17 157ZM148 152V153H147ZM196 153V154H194V153ZM150 153V154H149ZM205 155H203V154ZM17 154V155H16ZM193 154H194V156H193ZM255 156H258V157H255ZM261 156H263V157H261ZM15 157V158H16ZM202 157V158H201ZM204 157V158H203ZM208 158V159H206V158ZM212 157V158H211ZM213 157H214V159H213ZM25 158V157H24ZM28 157L26 156V158H25V160H28L27 159ZM145 158V159H146ZM157 158V159H156ZM209 158H211L212 160H210ZM221 158H223V159H221ZM31 158H29V160H30ZM109 160H110V158H108ZM155 159V160H154ZM188 159V160H187ZM205 159V160H204ZM227 159V160H226ZM259 159V160H260ZM158 160V161H157ZM187 161V162H185V161ZM208 160V161H207ZM223 160V161H222ZM234 160V161H233ZM140 161V160H139ZM217 161L219 162V163H222L223 164V166H221V164H220V166H218V164H216L217 163ZM222 161V162H221ZM225 161H228V162H225ZM232 162L233 164H229V162ZM264 161V160H263ZM9 162V163H10ZM151 162V163H150ZM209 162V163H208ZM215 162V163H214ZM230 162V163H231ZM211 163V164H210ZM210 164V165H209ZM214 164H216L215 166H214ZM229 164V165H228ZM15 166H17V165H15ZM14 166V167H15ZM185 166V167H184ZM214 166V167H213ZM226 166V167H225ZM264 166V165H263ZM213 167V168H212ZM216 167V168H215ZM217 167H219V168H217ZM221 167V168H220ZM229 167V168H228ZM237 167V166H236ZM212 168V169H211ZM228 168V169H227ZM3 169L4 170H6V171H3ZM159 169V170H158ZM211 169V170H210ZM214 169V170H213ZM264 169V168H263ZM9 170H11V173L9 172ZM158 170V171H157ZM208 170V171H207ZM212 171H214V172H212ZM15 172V173H14ZM20 172V171H19ZM133 172V171H132ZM21 173V172H20ZM19 173V174H20ZM125 173H127V174H125ZM160 175V176H158V174ZM207 173V176H205V174ZM213 173V174H212ZM9 174H11V175H9ZM134 174V177H137V180H136V178H133V176L132 175ZM204 174V175H203ZM210 174H212V175H210ZM215 175V176H214ZM217 175V176H216ZM2 176L4 177V179L2 178ZM28 178H27V177ZM145 176H147V175H145ZM264 176V175H263ZM17 177V178H16ZM161 177H163V180H161L162 178ZM16 178V179H15ZM133 178V179H132ZM158 178V179H157ZM160 178V179H159ZM212 178V179H211ZM219 180L218 182H217V180ZM17 179H20V180H18L17 181ZM24 179V180H23ZM210 179V180H209ZM122 180V181H121ZM211 180H212V184H211ZM214 180H215V182H217V183H215L214 182ZM23 181H25V182H23ZM30 181V182H29ZM116 181H114L113 182V185H115V183H116ZM119 181H121V183L119 182ZM135 181H136V183H135ZM137 181H138V184H137ZM190 181V182H189ZM203 181H206V182H203ZM2 182V183H3ZM18 182H19V184H18ZM127 182V183H126ZM156 182V183H155ZM188 182L189 183H191V184H188ZM18 185H17V184ZM26 183V184H25ZM126 183V184H125ZM151 183V184H150ZM205 183V184H204ZM21 184V185H20ZM35 184V185H34ZM147 184V183H146ZM145 184V185H146ZM218 184V185H217ZM17 185V186H16ZM137 185H139L140 187H138ZM144 185V184H143ZM216 185V186H215ZM12 186V187H11ZM131 186V187H130ZM134 186H135V188H134ZM137 186V187H136ZM160 186V187H159ZM164 186H167V184H165ZM21 187V188H20ZM120 187V188H119ZM207 187H209V188H207ZM26 188V189H25ZM37 188H38V190H37ZM117 188H119L120 189V191H119V189H117ZM158 188H159V190H158ZM168 188H169V185H168ZM175 188V187H174ZM206 188V189H205ZM7 189V190H8ZM126 189V190H125ZM136 189V190H135ZM141 189V190H142ZM195 189V190H194ZM12 190H13V193H12ZM26 190V191H25ZM36 190H37V192H36ZM126 192H124V191ZM129 190V191H128ZM135 191V194H136V196H134L135 194L134 193H132L133 191ZM153 190H156V191H154L153 192ZM199 190V192H197ZM216 190V191H215ZM16 191V192H15ZM138 191V192H137ZM226 191V192H225ZM34 192H36L35 194H34ZM122 192V195L120 196V193ZM129 192V193H128ZM131 192V193H130ZM212 192H213V189H212ZM211 192V193H212ZM223 192V193H222ZM224 192H225V194H224ZM25 193V194H24ZM51 193V192H50ZM138 193H140V195L138 194ZM145 193H147V194H145ZM156 193V194H155ZM21 194H23V195H25V196H23V198H21L20 197V195ZM34 194V195H33ZM126 194V195H125ZM129 194H133L132 195V197L130 196L129 197ZM16 195V196H15ZM128 195V197H125V196H127ZM139 195V196H138ZM143 195H145V196H143ZM149 195V196H148ZM158 195V196H157ZM225 195V196H224ZM232 195V194H231ZM11 196V197H10ZM36 198H35V197ZM46 196V197H45ZM50 196H52L53 198H52V200L51 199H48ZM148 196V197H147ZM155 196H157V197H155ZM210 196V197H209ZM220 196H221V198H220ZM37 197H39V198H37ZM43 197L45 198L44 200H43ZM224 197V198H223ZM226 197V198H225ZM20 198H21V200H20ZM34 198V199H33ZM56 198V200H60V201H58L57 203H56V206H55V199ZM83 198V197H82ZM159 200H158V199ZM169 198V200H166V199H168ZM219 198H220V201H219ZM47 199V200H46ZM119 199V200H118ZM223 199V200H222ZM12 200V201H13ZM49 200H51L50 202H49ZM158 200V201H157ZM163 201V203H162V201ZM192 200V201H191ZM225 200V201H224ZM63 201V200H62ZM151 201V202H150ZM221 201H223V202H221ZM46 202V203H45ZM47 202H48V205H47ZM51 202H54V203H52V206H53V204H54V206L53 207H55V208H57L56 210H54L55 208H53L52 206H51ZM127 202V203H126ZM158 202H161V205L163 204L164 205V207L166 206V208L168 209L169 208V210H168V215H169V217H171L170 218V220L172 219V221H171V223L172 222H178L177 224H179V227H178V225L176 226L177 227V229H175L176 230V233L177 234H175L176 235V237L178 236L179 237V239L178 240H180L179 242H181V239L183 240L184 239V241H183V243H186V244H183L182 246H178V248H177V244L178 245H181V243H177V238L175 237L174 239L176 240H174L172 243H171V241H172V239H173V237H172V234H173V232L171 233V234H164V233H161L160 234V231L158 230V227L156 226V224H155V222H154V220H156V217H158L157 216V209H156V207L158 206V204L160 205V203H158ZM186 202H188V203H186ZM195 202V203H194ZM216 202H218V204L216 203ZM41 203V202H40ZM49 203H50V206L52 207V209H53V211H49V209L51 208L50 206H49ZM114 205H112V204ZM158 203V204H157ZM174 203V204H173ZM229 203V204H228ZM247 203V204H246ZM250 203H252L253 205H249ZM122 204V205H121ZM166 204V205H165ZM214 204H217L218 206H217V209L216 210H218V211H214L213 213V215L211 214V210H212V207L214 206ZM246 204V205H245ZM42 205H44L43 207H44V210L46 209V211L47 212H49V213H47L46 211V213L44 212V214L45 215H43V213L41 212V211H43V207H42ZM46 205L47 206H49L48 208H46ZM59 205H61V204H59ZM111 205L113 206V207H111ZM173 205V206H172ZM192 205V206H191ZM210 205V206H209ZM227 205H228V207H227ZM247 205H249V206H247ZM31 206H34V205H31ZM250 206H251V208H252V210H250ZM253 206V207H252ZM136 207V208H135ZM216 207V205L214 206V208ZM219 207V208H218ZM231 207H232V209H231ZM11 208V209H10ZM23 208V207H22ZM30 208V207H29ZM213 208V209H214ZM228 208V209H227ZM246 208V211L244 210ZM28 209V210H27ZM36 208L34 207V210H35ZM62 209H64V210H66V212L64 213V214H58V213H62L63 211H62ZM121 209V210H120ZM151 209V210H150ZM155 209V210H154ZM209 209V210H208ZM227 209V210H226ZM239 209H237L236 208V210L238 211ZM4 212H3V211ZM33 210V209H32ZM114 210H115V212H116V210H118L117 212H122V214L121 213H117L116 212V214L114 213ZM138 210V211H137ZM150 210V211H149ZM244 210V211H243ZM27 211V212H26ZM87 211H88V213H87ZM133 211H135V212H133ZM152 211V212H151ZM201 211V212H200ZM242 211H243V213H242ZM250 211V212H249ZM254 211H256V210H254ZM35 212H37V214L35 213ZM53 212V213H52ZM125 212V213H124ZM131 213V212H133L132 214V216L130 215L129 216V213ZM173 212V213H172ZM175 212V213H174ZM183 212V214L180 216V215H176V214H179V213H182ZM68 213H69V215L70 216H68ZM94 214L93 216L96 218V220L94 219V217L91 215V214ZM114 213V214H113ZM149 213H151L150 215H149ZM153 213V214H152ZM225 213V214H224ZM233 213V214H232ZM242 213V215H240L239 216V214H241ZM258 213V210H257V212H255V213H253V214H257ZM26 214V215H27ZM84 214H86V215H84ZM88 214V215H87ZM90 214V215H89ZM120 214V216H118V215ZM128 214V215H127ZM41 215V217H38V216H40ZM79 215H78V217H77V219L79 218V219H81L80 217H79ZM124 215V216H123ZM125 215H127V216H129V219H127V220H129L127 223L125 222L126 220H124L123 221V219L122 218H125ZM144 217H143V216ZM148 215H149V217H148ZM171 215V216H170ZM211 215H212V217H211ZM215 215V216H214ZM227 215H229V216H227ZM232 215V216H231ZM37 216V217H36ZM48 216V217H47ZM92 216V217H91ZM139 216V217H138ZM214 216V217H213ZM244 216V217H243ZM52 217H55V218H53V220H52ZM67 217V218H66ZM137 217V218H136ZM173 217V218H172ZM241 217H243V218H241ZM24 218H25V220H24ZM27 218V219H26ZM40 218V219H39ZM57 218V219H56ZM62 218H64L65 220L64 221H68V223H69V225H68V228L70 227V230L67 228V225L65 224V222L64 223H62V221L60 220V219H62ZM128 218V217H127ZM145 218H149V219H146V221L144 220ZM155 218V219H154ZM181 218V219H180ZM227 218V219H226ZM236 217H235V219L234 220H236V221H233L232 223H234L235 222V225H236V223H237V221H238V219H237ZM54 219H56V220H54ZM67 219V220H66ZM75 220V221H78V220ZM138 219H140V220H142V221H145V222H142V221H140V222H142V223H140L141 225L143 224V223H145L144 225H146L147 226V223L148 224H152V223H154L155 225H151V227H150V225L148 226V227H146V229L144 228L145 226H143V228H141L142 226L140 225V227H139V222H137L138 221ZM151 219H154V220H151ZM244 219V220H243ZM38 220V221H37ZM60 220V222H58ZM63 220V219H62ZM99 220V221H98ZM137 220V221H136ZM150 220V223L148 222V221ZM175 220V221H174ZM190 220V221H189ZM205 220V221H204ZM26 221V222H25ZM33 221H35V222H33ZM45 221V220H44ZM44 221H43V223H44ZM51 221V222H50ZM93 221L95 222V223H93ZM151 221H153V222H151ZM224 221V222H223ZM243 221V222H242ZM262 221H263V223H262ZM33 222V223H32ZM81 222V223H80ZM100 222H103V224H99ZM123 222H125L126 224H124ZM133 222V223H132ZM136 222H137V226H136ZM32 223V224H31ZM40 223H42V221H40ZM39 224V226L41 225H44V224ZM50 223V224H49ZM67 223V224H68ZM75 226L74 228L72 227V224ZM76 223H79L78 225L76 224ZM96 223H98V224H96ZM105 223H107V224H109V225H106V226H108L109 227V230H107V227L106 226H103ZM115 224V226L116 227H118V228H116V227H114V224ZM132 223V224H131ZM185 223V224H184ZM214 223H216V224H214ZM229 223H231V222H229ZM231 223V224H232ZM62 224V225H61ZM81 224V225H80ZM128 224L130 225V226H128ZM176 224V223H175ZM231 224H229V225H231ZM237 224H240V222H238ZM243 224V227H241L240 228V226H242V224L240 225V226H238V228H240V229H242V228H245L246 227V229L248 228L249 229V225H244ZM263 224V225H262ZM48 225H50V226H48ZM64 225L66 226V228L68 229L67 231H68V233H70V231L71 230H73V229H75V231H76V225H77V228H78V226H79V228L81 229L80 231H83V233L84 234H82V232L80 233V234H78V233H75V231L73 230L71 233H73V234H65L66 233V230H65V228H64ZM97 225V226H96ZM99 225V226H98ZM214 225V226H213ZM261 226H262V230H264V218H262L261 219V224H260ZM26 226L27 227H32V232L30 231V230H28L27 228H26ZM95 226L97 227V228H102V226L104 227L103 228V230L105 229L106 230V233L108 232V234H104L105 232H103V230L101 231L100 230V232L102 233V234H99V229L98 230H96V232H95V229H97V228H95ZM114 228H113V227ZM122 226H124V227H122ZM128 226V227H127ZM135 228H134V227ZM155 226V227H154ZM172 227H174L173 225H171ZM182 226V227H181ZM94 227V228H93ZM136 227H138V229H143V230H141V232H143L144 231V233L142 234V233H139V231H138V229L136 228ZM154 227V228H153ZM175 227V228H176ZM22 228V229H21ZM26 228V229H25ZM39 228H41V229H39V230H43V228H44V226H42V227H39ZM115 228L118 230H116L117 231V233L115 232ZM124 229L125 231H127V229H128V231L127 232H125L126 233V235H128V234H130L131 236H127L128 238V240H126L123 236H126L125 234H123L124 233V231H123V233H122V231L121 230H119V229ZM127 228V229H126ZM130 228H133V231L132 232H130L131 230H130ZM150 228H151V230H150ZM218 228V229H217ZM45 228H44V232L46 233V230ZM91 229V233H94V234H91L90 232H89V230ZM93 229V230H92ZM111 229H113V230H111ZM135 229H137V231H138V233L141 235H139L141 238H139V236H138V238L136 239V235H134V233H136L137 235H138V233H137V231L135 230ZM246 229H245V231H246ZM247 229V230H248ZM46 230V231H45ZM62 230V231H61ZM63 230H64V233H63ZM149 230V231H148ZM181 230V231H180ZM183 230V231H182ZM243 230V229H242ZM79 231V229L77 230V232ZM93 231V232H92ZM111 231H113L112 233L113 234H111L110 232ZM120 231H121V233H120ZM136 231V232H135ZM151 231V232H150ZM153 231H155V233L153 232ZM157 231V232H156ZM173 231H174V229H173ZM185 231H187L188 233L187 234H193V233H197V234H203L204 233V235H201L203 238H207V236L210 234L211 235V239H208V241L207 240H204V241H206V245L207 246H205V243L203 244L202 243V241H203V238H198V239H196L195 241H193V242H190V243H188L187 242V240H186V235H185ZM197 231V232H196ZM204 231V232H203ZM215 231H217V232H215ZM241 231V230H240ZM2 232V233H1ZM43 232V231H42ZM60 232H61V234H60ZM88 233V234H85V233ZM98 232V233H97ZM115 232V233H114ZM180 232V233H179ZM182 232V233H181ZM220 234H219V233ZM242 232V231H241ZM244 232V231H243ZM246 232H249V230L248 231H246ZM246 232H244V233H242V235L241 236H244V234H246ZM260 232V234H262L264 231H259V230H254L253 231V233H247L248 235H245V236H247L246 237V239L244 238V240L246 241L247 239V241L249 242L250 241V244H252L253 245V250L254 251H251L250 253H249V251L246 253V254H241V257H242V260H241V257H239V262H238V259H237V257H238V255H237V257H235L236 255H235V252H230V257H231V259H233V261H234V263H235V261H237V263H239V264H247V263H249V264H261L260 262H259V258L258 257H262V258H264V249L262 250V248H263V245H261L262 244V240L260 239V235L258 234ZM39 233H40V231H39ZM47 233H48V231H47ZM46 233V234H47ZM110 233V234H109ZM158 233V234H157ZM216 233V235H214ZM3 234V235H2ZM40 234H42V233H40ZM49 234V233H48ZM47 234V238H50L51 239V236L49 237V235ZM99 234V235H98ZM122 234H123V236H122ZM179 234V235H178ZM219 234V235H218ZM239 234V233H238ZM241 234V233H240ZM255 234H257V236L255 235ZM32 235H33V237H35V238H33L32 237ZM35 235V236H34ZM43 235V234H42ZM53 235H52V237H53ZM103 235V236H102ZM105 235V236H104ZM106 235H107V237H106ZM112 235V236H111ZM27 236V237H26ZM100 236L102 237L101 239H100ZM135 237V238H133V237ZM145 236V237H144ZM182 236V237H181ZM218 236H220V240H221V242L219 243V241L220 240H217L216 241V239H219V237ZM251 236H252V238H251ZM254 236H255V238L257 237V239H255V240H253L254 239ZM20 237V238H19ZM43 237H45V235L43 236ZM54 237H53V239H54ZM67 237H68V239H70V241L69 240H66L67 239ZM132 237L133 238V241H131V240H129L130 238ZM154 237V238H153ZM184 237V238H183ZM208 237H210V236H208ZM262 237H263V235H262ZM261 237V238H262ZM47 238L45 239V240H47ZM172 238V239H171ZM249 238L251 239V240H249ZM62 239H64V242L62 241ZM140 239V240H139ZM144 239V240H143ZM214 239H215V242H213L214 243V245L215 244H217V246L215 245V247H214V245L212 244V240L214 241ZM37 241V242H34L35 244V246H31V245H29V243H33V241ZM135 240H139L140 242L138 243V244H136L135 243ZM143 240V241H142ZM210 240V241H209ZM55 241V242H54ZM68 242V245H67V242ZM131 241V242H130ZM251 241L254 243H251ZM138 242V241H137ZM175 242V243H174ZM199 242H201L200 243V245L202 246V247H199L200 245H199ZM211 242V243H210ZM257 242V243H256ZM23 243H24V245H23ZM25 243H27V244H25ZM49 243V244H50ZM53 243V244H52ZM158 243V244H157ZM188 243V244H187ZM198 243V244H197ZM209 243V244H208ZM142 244V245H141ZM160 244V245H159ZM169 244V245H168ZM174 244H176V245H174ZM190 244H191V246H190ZM218 244H220V246H225V247H221V248H219V245ZM222 244V245H221ZM224 244V245H223ZM40 245V243L37 245V246H39ZM57 245H56V247H57ZM172 245V246H171ZM187 245V246H186ZM196 245H199L198 246V248L196 247ZM208 245H211L210 247L208 246ZM227 245V244H226ZM161 246V247H160ZM186 246V247H185ZM190 246V247H189ZM228 246V245H227ZM43 246L41 245L40 246V249H38V250H36V249H34L33 250V252H41L40 254L42 255V252H43V250L45 249L44 247H43V249L41 250V248H42ZM155 247V248H154ZM166 247H167V249H166ZM169 247H172V248H169ZM207 247H208V251L210 252L212 249L214 250H216V248H219L218 250H216V253L218 252V251H222L221 253H220V256L218 257V255H216V253H215V250H214V252H212L213 253V255H211V253H209L208 251H207ZM21 248V249H20ZM27 248V247H26ZM39 248V247H38ZM160 250H158V249ZM168 248H169V250L171 249V251H170V254L172 255H168ZM196 248H197V250L199 251H196ZM200 248V249H199ZM57 249V250H56ZM61 249H63V250H61ZM188 249H186V250H188ZM223 249V250H222ZM68 250H66V252L64 251V253H66V255H68ZM155 250V251H154ZM165 250V251H164ZM194 250H195V253H194ZM227 250V251H226ZM25 251V252H24ZM46 251V250H45ZM163 251V252H162ZM184 251V252H183ZM183 251H179V252H177V254L179 255V253H186V256H187V252H190L189 250L188 251H186L185 252V250H183ZM200 251H202V254L204 253V256L203 257H201L200 256ZM47 252V251H46ZM154 252H160L161 253V255H159V258H157V259H162V258H160V256L162 257L163 256V254H164V252H165V254H166V252H167V255H165L167 258H165L164 259V257L165 256H163V259H162V261H160V260H158V262H157V260H155V262H154V259L153 258H155L156 259V257H154L155 256V253ZM23 253H26V255L25 256H22V255H24ZM29 253H31L32 254V256H34L35 258H36V256H37V254L36 255H34L35 253H32V251L31 252H29ZM50 253H52V252H49V253H47V255L49 254L51 257H49L48 256V258L50 259L51 258V260L53 261H51V260H48V258H46V253L44 252V254L42 255V256H40V257H42V258H37L38 260V262L41 264V263H43L44 264V262H45V264H55L54 262L56 261H54L52 258L53 257H57V255L56 256H54L53 254V257H52V255L50 254ZM159 253V254H160ZM163 253V254H162ZM63 254V253H62ZM158 254V253H157ZM156 254V255H157ZM154 255V256H153ZM178 255H176V257L178 256ZM194 255H192V253L190 254V257L192 256V258H190L189 259V261H190V263L192 264L193 262H196V261H198L199 259H198V256H194ZM214 255L216 256V259H218V258H220V259H218V260H216L215 259V257H214ZM243 255V256H242ZM253 255V256H252ZM259 255V256H258ZM39 256V255H38ZM184 256H185V254H184ZM189 256V255H188ZM257 256V257H256ZM25 257H26V259H25ZM43 257H45V258H43ZM60 257H65V255H61ZM67 257V256H66ZM68 257L65 259V261L67 262V259H68ZM179 257H178V259H179ZM195 257H197L196 259H198V260H194L193 261V258H195ZM218 257V258H217ZM235 257V258H234ZM17 258V259H16ZM35 258H33L34 260H35ZM141 258V259H140ZM170 258V259H169ZM187 258L188 257H186L185 259H186V261H185V259L182 261L183 262V264L185 263H189V261L187 260ZM205 258V257H204ZM40 259H42V262H41V260ZM45 259V260H44ZM56 259H58V257L56 258ZM152 259H153V262H152ZM214 259H215V261H214ZM30 260H32V258L30 259ZM34 260H32L31 262H33ZM44 260V261H43ZM47 260V261H46ZM64 260V258L61 260L60 259V261H63ZM74 260V261H75ZM166 260V261H165ZM223 260V261H222ZM59 261V260H58ZM163 261H165V262H163ZM185 261V262H184ZM188 261V262H187ZM47 262V263H46ZM67 262V263H68ZM170 262H172V263H170ZM182 262L180 263V264H182ZM204 262V263H203ZM208 262V263H207ZM37 262L35 261V263L34 264H36ZM189 263V264H190ZM33 264V263H32ZM38 264V263H37ZM58 264V263H57ZM59 264H63L62 262H59ZM66 264V263H65ZM194 264V263H193ZM196 264H197V262H196ZM219 264V263H218Z\"/></svg>",
    "mask_w": 264,
    "mask_h": 264
}]
</instances>
